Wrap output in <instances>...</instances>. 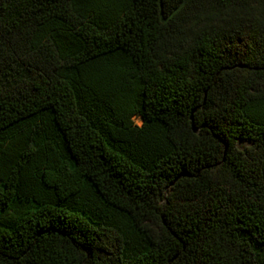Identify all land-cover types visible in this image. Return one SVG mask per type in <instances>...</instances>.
Listing matches in <instances>:
<instances>
[{
    "label": "trees",
    "instance_id": "1",
    "mask_svg": "<svg viewBox=\"0 0 264 264\" xmlns=\"http://www.w3.org/2000/svg\"><path fill=\"white\" fill-rule=\"evenodd\" d=\"M183 1L0 0V264H264V0Z\"/></svg>",
    "mask_w": 264,
    "mask_h": 264
},
{
    "label": "water",
    "instance_id": "2",
    "mask_svg": "<svg viewBox=\"0 0 264 264\" xmlns=\"http://www.w3.org/2000/svg\"><path fill=\"white\" fill-rule=\"evenodd\" d=\"M186 0L183 1V3L174 11H178L180 9V7L185 3ZM167 21V18H162V22H166Z\"/></svg>",
    "mask_w": 264,
    "mask_h": 264
},
{
    "label": "rangeland",
    "instance_id": "3",
    "mask_svg": "<svg viewBox=\"0 0 264 264\" xmlns=\"http://www.w3.org/2000/svg\"><path fill=\"white\" fill-rule=\"evenodd\" d=\"M134 121H135V123L138 124V125L141 123L140 120H139L138 118H135ZM245 144H246V143H241V145H245Z\"/></svg>",
    "mask_w": 264,
    "mask_h": 264
}]
</instances>
